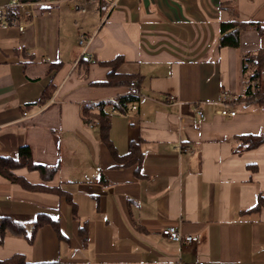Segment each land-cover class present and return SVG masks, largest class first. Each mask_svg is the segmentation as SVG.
I'll return each instance as SVG.
<instances>
[{
	"label": "crops",
	"instance_id": "0c3cea01",
	"mask_svg": "<svg viewBox=\"0 0 264 264\" xmlns=\"http://www.w3.org/2000/svg\"><path fill=\"white\" fill-rule=\"evenodd\" d=\"M231 19L264 26V0H0V156L29 146L56 172H14L34 186L61 185L76 205L0 173V217L30 224L47 213L59 224L42 226L32 243L7 235L0 259L264 264V207L249 211L264 194V142L235 151L237 136L264 130V106L239 98L244 57L264 50V33L244 28L237 46H222L221 23ZM118 55L121 71L142 77L133 86L138 109L111 118L118 153L132 142L143 151L128 166L102 140L99 121L83 118L85 103L131 91L104 83L103 62ZM49 85L55 92L43 104ZM225 91L232 99L221 103ZM168 226L199 241H173L162 234Z\"/></svg>",
	"mask_w": 264,
	"mask_h": 264
},
{
	"label": "trees",
	"instance_id": "16d2710c",
	"mask_svg": "<svg viewBox=\"0 0 264 264\" xmlns=\"http://www.w3.org/2000/svg\"><path fill=\"white\" fill-rule=\"evenodd\" d=\"M23 2H32L38 0H21ZM254 26L261 33H264V26L260 23L243 22L239 19H231L229 21H223L221 23V37L220 44L237 46L240 43V33L244 28ZM126 59L123 55L104 61L103 64L110 68L108 72L107 80L104 82L107 85L118 86L126 85L130 86L131 91L121 94L114 99H106L97 102H87L83 106V118L86 123H90L92 120H98L100 125V133L102 140L108 145L113 156L118 160L120 165H132L135 163H141L143 160V151L140 148V144L137 142L131 143V150L124 155H120L110 137L111 118L112 114L110 110L112 108H118L119 110H125L128 106L140 99L139 85L135 89L131 86V82L138 78L139 81L142 77L137 73H128L121 71L122 65ZM244 71L247 75V87L244 95L239 97L241 100L256 103L264 106V50L260 49L258 52L248 54L244 57ZM255 81V84L252 82ZM55 92V85H49L43 92L41 103H46L50 100ZM238 98V99H239ZM264 142V130L259 133H248L237 136V144L235 151L250 150L258 147ZM21 166L28 167L30 169H38L43 176L52 177L57 170V166H47L38 164L33 160L32 150L29 146H21L18 151L17 157H3L0 156V173L14 182H20L21 184L30 188H41L51 191H55L58 194L66 195L69 202L73 205V211H76V205L71 197V194L65 189L60 187L50 188L43 185H32L25 179L18 176L14 171ZM254 166V165H253ZM256 168V167H254ZM264 207V194L259 192L256 204L249 209L261 210ZM45 224H52L59 231V224L47 213H39L36 220L27 224L14 219L12 216L0 217V242L2 243L7 235H16L26 237L29 242H34L38 230ZM83 238L87 239V227L84 224L81 230ZM0 264H60L58 260L51 261H37L32 262L27 259L24 253H14L8 258L0 259Z\"/></svg>",
	"mask_w": 264,
	"mask_h": 264
},
{
	"label": "built area",
	"instance_id": "2783aa9c",
	"mask_svg": "<svg viewBox=\"0 0 264 264\" xmlns=\"http://www.w3.org/2000/svg\"><path fill=\"white\" fill-rule=\"evenodd\" d=\"M14 3L19 4L20 0H14ZM21 29H23V26H21ZM135 84H136V80H133L131 82V85L135 86ZM252 84H255V81H253ZM231 99H232V93L230 91H225L222 94L220 101H221V103H228L229 101H231ZM137 109H138L137 103H132L124 111L119 110L118 108L114 107L110 110V112H111V114L121 113V112L128 113L130 111H135ZM218 112L223 114V115H235L236 114L235 110H232L229 108H222ZM199 114L203 115V111L199 110ZM162 234L165 237H167L173 241L181 242L184 244H191V243H195V242L199 241V235H197V234H183L178 229V227H176V226H168V227L164 228L162 231ZM189 264H205V261L199 260V261L191 262Z\"/></svg>",
	"mask_w": 264,
	"mask_h": 264
}]
</instances>
